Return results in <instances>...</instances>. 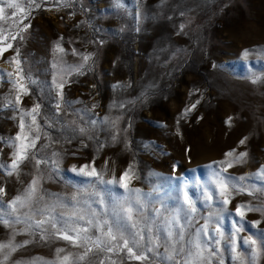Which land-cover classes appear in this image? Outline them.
<instances>
[{
  "label": "rangeland",
  "instance_id": "1",
  "mask_svg": "<svg viewBox=\"0 0 264 264\" xmlns=\"http://www.w3.org/2000/svg\"><path fill=\"white\" fill-rule=\"evenodd\" d=\"M121 3L123 7H117L116 0H76L70 7L57 8L55 0H46L32 12L25 21L31 27L23 33L24 39L18 38L13 44L20 50L25 72L36 83L28 84L31 94L22 96L21 105L8 106L16 92L6 75L0 78V138L6 142L19 130V108L30 109L39 103L38 119L47 133L37 145H47L39 155L58 161L56 170L51 165L42 166L45 176H51L43 181L48 193L99 191L105 204L93 207L110 218L114 203L127 193L118 184H101L78 170L89 165L86 171H91L94 162L105 181L119 180L132 165L134 178L129 187L148 194L145 219L154 217L159 209L161 215L155 222L162 226L164 219L183 204L185 191L196 204L194 219L185 225L184 241L176 245L184 248L177 259L183 260L193 234L212 212L210 237L202 234L201 240L215 249L219 237L214 229L219 227L224 233L212 264H220L221 259L223 264H240L233 259V236L245 264H264V249L259 247L264 214L246 212L241 219L235 213L239 204L264 207V176L260 175L264 166V0ZM57 43L64 53L55 51ZM13 54L9 50L0 58V69L12 70L5 60ZM89 54L91 59L85 64L82 55ZM54 60L66 65L84 64L82 74L73 73L65 85L64 101L70 106L62 103L59 114L57 90L52 84L57 71L52 67ZM91 120L97 123L92 125ZM113 120L117 121L115 128ZM46 121L52 126L48 127ZM79 127L86 132L80 133ZM117 129L119 135L113 140ZM0 148V163H10L12 148L5 143H0ZM230 150L246 152L247 156L225 175L246 177V186H254L255 191L252 196L246 192L234 194L225 206L218 195L208 201L203 192H216L213 173L219 165L213 162L224 160ZM54 152L58 154L55 157ZM33 171V164L27 162L19 177H8L0 171V185L7 191L0 209H7V201L32 179ZM225 207L226 211H220ZM256 221H260L258 226ZM238 227L243 229L239 233ZM9 231L0 224V240H6ZM250 235L258 241L255 253L253 245L243 243ZM159 237V255L148 253V261L130 260L126 252H98L93 264L106 256L116 264H175L165 258L164 245L172 243L166 231H160ZM27 239L31 237H16L18 242ZM36 241L20 249L13 259L52 260L56 247L74 253L83 251L62 240L45 244L36 237ZM105 264L111 261L105 260Z\"/></svg>",
  "mask_w": 264,
  "mask_h": 264
},
{
  "label": "snow or ice",
  "instance_id": "2",
  "mask_svg": "<svg viewBox=\"0 0 264 264\" xmlns=\"http://www.w3.org/2000/svg\"><path fill=\"white\" fill-rule=\"evenodd\" d=\"M46 0H0V58H4V54L9 50L13 51L10 59L5 60L11 67V71L5 72L0 69V78L6 75L13 84V89L16 92L15 98L8 100V106L22 104V96L30 95L28 84L36 83L30 74L24 70V61L21 59L20 50L14 48L13 42L18 38L24 39L23 33L31 27L25 21L29 19L32 12L43 6ZM76 0H55V6L70 7ZM117 7H123L121 0H116ZM71 15H74L72 13ZM140 16L139 11L136 13ZM7 24V27H5ZM183 25H181V29ZM123 30V29H121ZM59 39H63L60 37ZM103 43V41H100ZM55 51L64 53L65 49L57 43ZM73 54L78 55L76 49H73ZM247 56L248 52L245 51ZM91 59V54L82 55V60L85 64ZM52 67L57 69L53 73L52 84L55 86L58 102L56 104L57 114L64 101V88L67 83H70V77L73 73L82 74L84 64L66 65L61 60H54ZM255 82V81H253ZM199 103V101H197ZM195 104L192 108H195ZM95 105H93V108ZM189 111V110H186ZM41 117V105L36 103L30 109L19 108L18 110V131L14 137H10L6 142L0 138V143H5L6 146L12 148L10 153V163H0V171L8 177H19L23 171L25 163H32L34 171L32 179L23 187L22 190L7 201V209H0V224L6 229H9L8 238L0 240V264H93L96 259V253L104 252L107 254H119L126 252L128 259L139 262L149 260L148 253L156 252V249L161 245L159 243L160 231H166L167 240L172 241L169 246L165 243L166 259L170 262L175 261V264H212V257H215L220 252V244L224 239V233L219 227L214 230L218 234V239L215 240L216 248L213 249L210 245L205 244L201 240V235L209 236L208 231L213 213L209 212L208 219L205 223L195 231L193 238L190 241L191 248L184 255L183 260L177 259L184 253V248H177L176 245L184 241V229L187 222L194 219V214L197 212L195 202L191 199L188 192L183 193V204L170 216L164 219L163 225H158L155 222L156 217L161 215L159 209L155 210V216L144 218V209L146 207L145 200L148 194H144L138 188H130L131 180L134 178L132 165L121 174L119 180L116 178L105 181L103 175L98 173L93 166L91 171H86L89 165H82L78 172L88 177H94L101 184L119 185L127 193L126 196L117 200L111 211L110 218H104L93 207L94 204L104 206L105 201L99 191L87 193L85 190L77 189L71 194H52L48 193L43 188V181L50 179L51 176H45L44 167L51 165L53 170L58 168V161L55 159L42 157L39 155L47 145L37 147L42 139V136L47 138V133L43 131V125L39 122ZM15 118V117H14ZM108 121V117L104 118ZM47 126L51 127L50 121H46ZM95 125L96 120L89 121ZM113 127L117 125V121L113 120ZM80 133H85L86 129L79 127ZM119 135L117 129L113 135V140ZM246 139V138H245ZM241 144L244 140L240 141ZM2 152V148H0ZM57 153H52V156H57ZM247 156L246 152L239 154L235 150H230L225 153V159L213 162L219 165L218 169H214L213 183L216 192L205 190L204 197L208 201L214 199V195L222 198V203L228 206L231 203V198L235 195L247 193L249 196L254 195V186H246V177H231L226 176L229 168L235 164L243 162V158ZM229 157L233 159H228ZM211 167V165L209 166ZM73 171H77L73 168ZM260 175L264 176V166H261ZM7 196L5 186L0 185V204L4 203L3 198ZM163 206V205H162ZM10 210V211H7ZM227 207L220 211H226ZM260 212L264 214V207H256L251 204H239L235 207V213L241 219L246 215V212ZM182 219L184 223H182ZM259 225L260 221L254 222ZM243 229L238 227L236 232L239 233ZM157 235H152L153 232ZM18 235H28L31 239L18 242ZM48 244L55 240L67 242L73 248L82 249V252L74 253L68 251L65 247L55 248V257L52 260H45L42 257H34L25 261L22 259L14 260L13 256L20 249L27 247L29 244L37 242ZM232 241L231 251L233 259L239 260L240 264H245L242 253L238 250V241L235 236L230 237ZM147 240L149 244L141 245L140 241ZM244 244L253 245L255 253L258 241L253 236H247L243 240ZM151 245V246H149ZM259 247L264 249V231L261 232V240ZM105 260H110L111 264H116L111 256H106L100 259L99 264H105ZM223 264V260H220Z\"/></svg>",
  "mask_w": 264,
  "mask_h": 264
}]
</instances>
